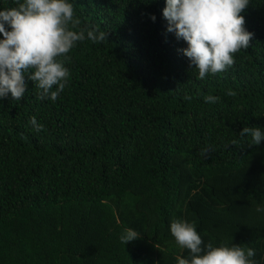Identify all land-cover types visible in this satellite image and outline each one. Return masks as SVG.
Returning <instances> with one entry per match:
<instances>
[{
	"label": "trees",
	"instance_id": "1",
	"mask_svg": "<svg viewBox=\"0 0 264 264\" xmlns=\"http://www.w3.org/2000/svg\"><path fill=\"white\" fill-rule=\"evenodd\" d=\"M69 2L86 38L57 100L27 75L20 101L0 98V264H178L191 254L173 220L202 248H253L264 264V139L240 135L264 132V0L240 13L250 46L203 79L167 30L166 0ZM128 229L140 236L123 244Z\"/></svg>",
	"mask_w": 264,
	"mask_h": 264
},
{
	"label": "clouds",
	"instance_id": "2",
	"mask_svg": "<svg viewBox=\"0 0 264 264\" xmlns=\"http://www.w3.org/2000/svg\"><path fill=\"white\" fill-rule=\"evenodd\" d=\"M248 4L249 0H166L163 16L168 21L167 30L187 42L183 53L198 70L199 78L225 71L234 64V54L250 46L253 33L245 29V19L240 14ZM79 25L69 0H16L15 7L0 10V98L11 93L13 100L20 101L26 91L27 75L41 90L40 99L56 101L70 75L65 66L70 59L67 54L76 42L86 38L84 29L74 30ZM105 38L104 32L87 30V39L93 42ZM204 99L215 103L219 97L208 95ZM31 123L37 131L43 127L35 117ZM245 134L251 136L250 145L264 139L258 127L245 126L240 135ZM256 211L262 209L258 207ZM170 231L191 254L190 260L178 258V264H255L253 248L227 243H208L202 248L201 236L188 221L173 220ZM139 236L128 229L120 240L126 244Z\"/></svg>",
	"mask_w": 264,
	"mask_h": 264
}]
</instances>
